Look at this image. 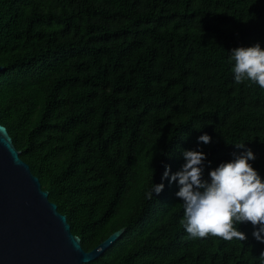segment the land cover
I'll return each instance as SVG.
<instances>
[{
  "label": "trees",
  "instance_id": "16d2710c",
  "mask_svg": "<svg viewBox=\"0 0 264 264\" xmlns=\"http://www.w3.org/2000/svg\"><path fill=\"white\" fill-rule=\"evenodd\" d=\"M256 44L264 0H0V123L83 249L124 227L84 264H261L250 223L192 239L171 181L187 150L207 180L247 149L264 181V90L230 61Z\"/></svg>",
  "mask_w": 264,
  "mask_h": 264
},
{
  "label": "clouds",
  "instance_id": "9594fccd",
  "mask_svg": "<svg viewBox=\"0 0 264 264\" xmlns=\"http://www.w3.org/2000/svg\"><path fill=\"white\" fill-rule=\"evenodd\" d=\"M230 61L236 84L251 82L264 90V49L256 44L238 47L231 51ZM207 144L211 137L204 134L198 138ZM243 148L244 144L236 145ZM185 163L180 171L172 174L171 181H178L176 193L183 201L184 215L180 224L192 239L220 238L224 241H243L247 237L238 230L241 223H250L253 236L264 243V181L249 163L255 156L250 149L236 156L231 162L221 163L209 172L210 179L203 178V152L187 150L183 153ZM170 169L166 168L163 178ZM164 185L152 184L147 192L159 195ZM264 264V252L260 255Z\"/></svg>",
  "mask_w": 264,
  "mask_h": 264
},
{
  "label": "water",
  "instance_id": "95a60500",
  "mask_svg": "<svg viewBox=\"0 0 264 264\" xmlns=\"http://www.w3.org/2000/svg\"><path fill=\"white\" fill-rule=\"evenodd\" d=\"M19 153L0 124V264H84L123 233L121 227L92 249H83L66 215L49 200Z\"/></svg>",
  "mask_w": 264,
  "mask_h": 264
},
{
  "label": "bare ground",
  "instance_id": "6f19581e",
  "mask_svg": "<svg viewBox=\"0 0 264 264\" xmlns=\"http://www.w3.org/2000/svg\"><path fill=\"white\" fill-rule=\"evenodd\" d=\"M1 124V123H0ZM3 125V124H2ZM5 126V125H4ZM6 127V126H5ZM8 131V130H7Z\"/></svg>",
  "mask_w": 264,
  "mask_h": 264
}]
</instances>
